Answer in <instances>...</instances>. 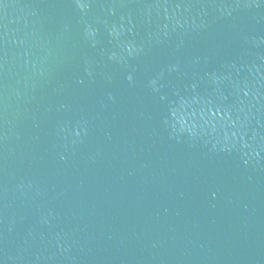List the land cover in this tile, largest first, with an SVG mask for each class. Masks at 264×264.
Wrapping results in <instances>:
<instances>
[{"label": "water", "instance_id": "obj_1", "mask_svg": "<svg viewBox=\"0 0 264 264\" xmlns=\"http://www.w3.org/2000/svg\"><path fill=\"white\" fill-rule=\"evenodd\" d=\"M82 2L0 0V264H264V151L172 132L264 137V0Z\"/></svg>", "mask_w": 264, "mask_h": 264}, {"label": "clouds", "instance_id": "obj_2", "mask_svg": "<svg viewBox=\"0 0 264 264\" xmlns=\"http://www.w3.org/2000/svg\"><path fill=\"white\" fill-rule=\"evenodd\" d=\"M76 3L81 10L87 7V4L82 2V0H76ZM177 24H179L178 21ZM165 28H167V25H165ZM122 30L123 29L118 30L115 26H113L109 30V34L114 38H118ZM85 34L86 36H92L94 35V32L89 28L86 29ZM165 35H167V32H165ZM121 51L122 53L126 52L128 56H131L138 52L139 49L130 43H126L123 45ZM109 59L123 62L125 57L123 55L117 56V54L113 52L109 55ZM127 79L131 81V75H129ZM150 84L153 86V90L155 91L156 81L152 80L150 81ZM245 95H248V93L245 92ZM191 103L192 101L187 102L182 100L180 101L178 108L172 109V116L174 119V123L172 124L173 133L177 135L187 134L191 140H199L201 138L207 137L208 140L212 142L213 149H216L217 146H219V150L221 151H231L233 149H237L241 151L242 155L244 156H255L258 158L260 151H264V137H261L258 141H256V143L250 144L244 141L243 136L237 138L235 132H232V134L229 135V132L222 127H217L215 124L210 125L207 121L198 119L195 115V110H193L192 114L189 115L186 111V108L190 107ZM247 120L248 117L245 116L242 126L247 123ZM59 131L66 133L65 138H67L68 135H71L78 139L82 136V134H86V129L82 126V124L79 123L77 125H73L71 130L61 127ZM255 139L256 138H253L252 140ZM72 142L75 143L76 140H73ZM245 149H247V151H244ZM61 158L63 159V157ZM247 162L248 161L246 160L245 163Z\"/></svg>", "mask_w": 264, "mask_h": 264}]
</instances>
